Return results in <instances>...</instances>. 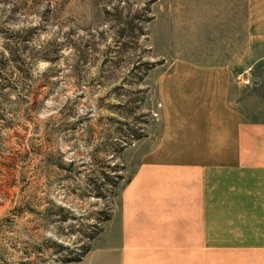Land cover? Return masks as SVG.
Here are the masks:
<instances>
[{"label": "rangeland", "instance_id": "374dc122", "mask_svg": "<svg viewBox=\"0 0 264 264\" xmlns=\"http://www.w3.org/2000/svg\"><path fill=\"white\" fill-rule=\"evenodd\" d=\"M244 57L245 82L264 0H0V264H118L123 193L173 136L161 89Z\"/></svg>", "mask_w": 264, "mask_h": 264}, {"label": "crops", "instance_id": "0c3cea01", "mask_svg": "<svg viewBox=\"0 0 264 264\" xmlns=\"http://www.w3.org/2000/svg\"><path fill=\"white\" fill-rule=\"evenodd\" d=\"M246 66H192L161 89L173 136L123 193L118 264H264V69L248 84Z\"/></svg>", "mask_w": 264, "mask_h": 264}, {"label": "built area", "instance_id": "2783aa9c", "mask_svg": "<svg viewBox=\"0 0 264 264\" xmlns=\"http://www.w3.org/2000/svg\"><path fill=\"white\" fill-rule=\"evenodd\" d=\"M249 81L248 80H245V83H248Z\"/></svg>", "mask_w": 264, "mask_h": 264}]
</instances>
